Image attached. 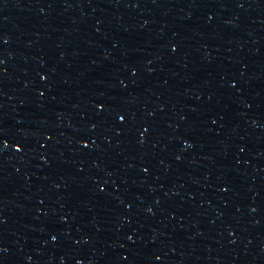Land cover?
Returning a JSON list of instances; mask_svg holds the SVG:
<instances>
[{"label":"water","instance_id":"obj_1","mask_svg":"<svg viewBox=\"0 0 264 264\" xmlns=\"http://www.w3.org/2000/svg\"><path fill=\"white\" fill-rule=\"evenodd\" d=\"M0 198L264 238V0H0Z\"/></svg>","mask_w":264,"mask_h":264}]
</instances>
